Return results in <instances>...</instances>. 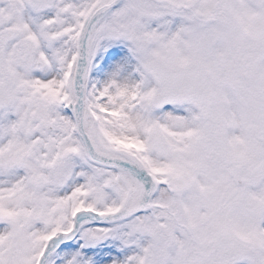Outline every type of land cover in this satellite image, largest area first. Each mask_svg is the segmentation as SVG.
<instances>
[{
	"label": "snow or ice",
	"instance_id": "obj_1",
	"mask_svg": "<svg viewBox=\"0 0 264 264\" xmlns=\"http://www.w3.org/2000/svg\"><path fill=\"white\" fill-rule=\"evenodd\" d=\"M0 264H264V0H0Z\"/></svg>",
	"mask_w": 264,
	"mask_h": 264
}]
</instances>
